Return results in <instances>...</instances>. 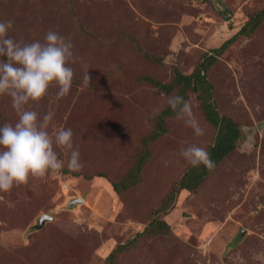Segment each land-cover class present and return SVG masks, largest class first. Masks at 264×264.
<instances>
[{
    "label": "rangeland",
    "instance_id": "rangeland-1",
    "mask_svg": "<svg viewBox=\"0 0 264 264\" xmlns=\"http://www.w3.org/2000/svg\"><path fill=\"white\" fill-rule=\"evenodd\" d=\"M261 9L264 0H0V21H14L8 35L17 42H43L53 30L72 43L68 95L57 99L53 85L26 107L53 115L50 133L72 129L82 170L118 178L168 105L166 95L138 81L140 74L166 82L174 68L191 73L203 52ZM139 50L163 57L162 64L148 63ZM220 58L218 109L240 122L244 138L198 191L181 192L161 215L165 234L128 244L187 166L180 149L212 141L192 94L188 101L205 134L166 118V133L148 143L142 181L128 191L116 194L106 179L58 170L0 192V264H104L117 245L127 248L115 264H264V20ZM0 113L4 124L18 120L7 96L0 97ZM42 215L52 220L33 231Z\"/></svg>",
    "mask_w": 264,
    "mask_h": 264
},
{
    "label": "clouds",
    "instance_id": "clouds-1",
    "mask_svg": "<svg viewBox=\"0 0 264 264\" xmlns=\"http://www.w3.org/2000/svg\"><path fill=\"white\" fill-rule=\"evenodd\" d=\"M13 25L12 20L0 21V97L11 99L18 116L14 125L5 123L0 127V192L26 184L30 177L43 178L62 169L65 164L58 159L54 145L70 153V170L78 171L84 166L79 148L73 144L72 129L50 133L53 115L45 113L40 117L26 107L30 102H39L53 85L58 89L57 99L68 95L74 77L73 68L68 66L74 58L72 43L53 30L46 33L43 42H17L8 35ZM167 104L175 112V119L183 121L196 136L205 134L190 101L174 93L167 97ZM179 155L193 167L215 168L204 147L190 145L181 148Z\"/></svg>",
    "mask_w": 264,
    "mask_h": 264
},
{
    "label": "trees",
    "instance_id": "trees-1",
    "mask_svg": "<svg viewBox=\"0 0 264 264\" xmlns=\"http://www.w3.org/2000/svg\"><path fill=\"white\" fill-rule=\"evenodd\" d=\"M263 20L264 9H261L254 13L233 37L224 41L219 47L203 52L198 58L192 72L189 74L181 72L179 68H174L172 75L166 82L149 74H140L138 78L139 82L149 84L156 91L167 97L175 93L182 96L185 100H188L189 94H192L203 120L205 119L207 124L214 131L211 143L204 148L214 161L215 168L209 170L203 165L193 167L190 164L182 168L178 179L172 183L173 185L168 190L161 203L151 210L150 220L147 226L142 232L137 234L134 240L128 243L129 245L136 244L140 239H147L156 237L159 234H165L169 230V225L161 215H166L170 212L177 196L184 191L190 193L198 191L202 187L205 179L210 174L214 173L216 168L240 146L244 138L242 125L238 120H235L230 115L222 113L218 109V97L215 93V89H217L219 85L218 81L215 79V74L216 72H221L223 68H225L223 67L220 57L224 55L227 48L237 40L238 36L249 37L253 35ZM127 39L131 44L137 46V41L133 37L128 36ZM140 54L145 61L152 65H161L163 62V57L159 55L142 51H140ZM212 71L214 72L209 74V72ZM173 116H175V112L168 105L157 114L155 122L156 127L148 136H144L140 139V145L133 155V164L118 178L113 176L112 173L104 170L92 174H88L87 171L82 169L78 171L70 170L67 167L68 158L57 154L58 159L64 161L65 164L59 171L64 175L82 177L86 180H91L95 177L106 179L111 184L114 193H124L142 181L141 173L151 152L148 143L156 142L166 133L163 122L166 118ZM4 121L5 118L0 113V127L4 125ZM34 230L39 229L33 227V231ZM125 248H127L126 245H117L107 255L104 264H115L119 254Z\"/></svg>",
    "mask_w": 264,
    "mask_h": 264
},
{
    "label": "water",
    "instance_id": "water-1",
    "mask_svg": "<svg viewBox=\"0 0 264 264\" xmlns=\"http://www.w3.org/2000/svg\"><path fill=\"white\" fill-rule=\"evenodd\" d=\"M72 203L76 204L77 202L73 201ZM51 220H52V217H50L49 215H42L41 217H39L38 223L37 225L34 226V228L41 229L44 226L46 221H51Z\"/></svg>",
    "mask_w": 264,
    "mask_h": 264
}]
</instances>
